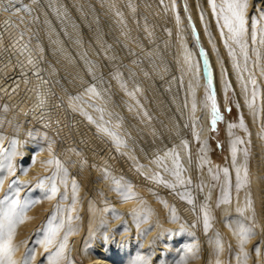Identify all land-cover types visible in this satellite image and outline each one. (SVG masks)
<instances>
[{"label": "bare ground", "instance_id": "1", "mask_svg": "<svg viewBox=\"0 0 264 264\" xmlns=\"http://www.w3.org/2000/svg\"><path fill=\"white\" fill-rule=\"evenodd\" d=\"M246 2L242 48L209 0H171L181 16L185 18L186 9L191 14L209 51L222 108L229 83L241 98L255 102L250 116L252 193L235 192L232 204L222 205L220 222L230 239V264H264V0ZM164 22L152 0H0V163L5 154L16 152L14 171L0 169V201L10 198L6 186L16 193L12 201L26 185L22 182H30L25 197L37 202L16 228V264L22 253L24 264H54L69 223L72 232L57 264H141L140 258L146 264H226L222 233L214 228L199 237L192 208L148 179L151 173L132 157L129 144L95 115L102 104L118 116L109 94L118 72L148 81V91L155 95L161 73L156 69L162 68L179 95L183 82L174 62L177 54L190 98H202L205 68L192 31L182 18L179 45L174 46L170 31L161 29ZM38 81L50 83L53 104L70 116L69 125L79 133H65L64 126L52 121L48 104L37 96ZM207 112L203 119L210 131ZM137 131L142 143L150 144L149 134ZM206 132L205 125L202 135ZM53 158L64 174L50 199L34 175L47 170L46 161ZM21 160L29 162L26 172L20 171ZM128 185L133 195L124 199L121 191ZM249 193L252 200L245 212L256 214V228L234 207ZM41 196L45 199L40 201ZM49 207L55 208L57 224L63 227L46 247L48 236L36 231ZM254 243L257 250L251 253Z\"/></svg>", "mask_w": 264, "mask_h": 264}, {"label": "rangeland", "instance_id": "2", "mask_svg": "<svg viewBox=\"0 0 264 264\" xmlns=\"http://www.w3.org/2000/svg\"><path fill=\"white\" fill-rule=\"evenodd\" d=\"M152 3L157 15L164 17L165 22L161 29L170 31L174 46L179 45V29L182 18L185 19L190 32L192 31L191 36L194 37L202 55L206 75L205 93L199 101L190 98L185 84L184 65L181 57L177 54L174 56V62H176L177 75L183 82V85L181 81L178 85L181 88L179 95H176V85L169 82L162 68L156 69L161 73L158 80L159 85L155 87V95L148 91V81L118 72L112 78V84L109 87V94L112 98L110 104L116 106L114 110L118 116L116 113L108 112V109L102 104H99L95 109V115L96 118L104 122L105 128L110 129L109 132H118L120 138L125 140L124 143L129 144L132 157L140 161L141 167L146 166L148 172L151 173L147 176L148 179L155 180L160 187L177 196L179 200L192 208L199 237L208 235L214 228L222 233L227 244L226 264H230V239L220 222V209L224 204H232L235 192L249 190L252 193V174L249 170V163L251 161L253 131L250 116L255 102L251 100L248 103L247 99L241 98L233 85L229 83L225 107L222 108L216 96L215 70L211 56L198 38L199 31L191 14L186 9L184 11L185 18L184 14L181 16L180 11H175L171 0H152ZM225 28L229 32L227 27ZM231 36L233 37L232 34ZM234 40L233 42L237 46L238 43ZM159 64L158 67L161 66V63ZM34 85L39 99H44L48 104L52 121L58 123L57 125H60L62 129L64 126L65 133L69 132L74 135L79 133L80 131L74 125H69L70 116L63 110H59L58 105L53 104L55 92L50 83L46 85L44 82L38 81ZM248 85L249 91H252V81H249ZM210 96L215 101L218 113L215 124L212 123V100L209 99ZM118 97L120 100H117ZM83 101L86 100L83 99ZM157 103L159 104L157 105ZM204 111H208L206 121L211 126L210 131L203 119ZM127 113L129 118L125 116ZM228 124L229 129L226 131L225 128ZM140 125L146 126L147 129H137ZM205 125L207 132L204 136L202 131ZM137 130H143L149 134L150 144L142 143ZM26 136V138L30 137V135ZM240 149L242 155H240ZM21 162L23 163L20 165V171L26 172L29 162L23 160ZM225 169H227V173H225ZM54 170L58 171L57 188L59 189L58 180L64 173L57 170L54 164H50L48 169L42 173L35 174V182L38 183L39 179L50 176ZM91 181L93 180L91 179ZM25 184L27 187L28 184ZM25 186L23 188L20 186L21 190L17 193V199L22 204L27 205L24 213L29 212L32 207L37 205L33 198L25 197L27 193L24 190ZM10 188L9 185L6 186L10 198L7 200L5 191L4 197L6 199H2L4 203H10V199L16 196L15 191ZM28 189L30 188L27 187V191ZM43 189L50 193L49 188L42 187ZM251 193L248 194L249 196L242 205L234 207L241 216L251 219L254 228H256L258 222L256 214L253 213L252 215L250 211L245 212L247 207L250 208ZM43 199L45 198L41 196L38 200ZM8 206L3 204L0 212L6 211ZM54 211L55 208L51 209V207L44 211L46 214L36 232L48 236L49 228L58 227L56 219L51 225L48 224L49 219L53 214L55 215ZM205 219L208 221V227H205ZM250 247L251 253L257 250L254 248L256 243ZM248 256L251 258L252 255L249 254ZM24 261L22 253L19 262L24 264Z\"/></svg>", "mask_w": 264, "mask_h": 264}, {"label": "snow or ice", "instance_id": "3", "mask_svg": "<svg viewBox=\"0 0 264 264\" xmlns=\"http://www.w3.org/2000/svg\"><path fill=\"white\" fill-rule=\"evenodd\" d=\"M213 11L217 12L218 16L223 19L224 26L227 27L229 33L233 35V39L236 40L238 44H241V47H244L242 42V36L245 33V9L247 8L246 0H221L219 4L216 3V0H209ZM253 40H255V35H253ZM210 100H212V115L213 120L212 123L215 124L216 116L218 115L216 110V105L214 99L210 96ZM243 126V125H241ZM16 155V152L13 151L11 153L5 154L3 156V163H0V169L6 168L9 172L14 171L12 159ZM48 164L55 163L57 165V169H59V162L55 161V159H51L46 161ZM227 173V169L224 170ZM57 175L58 171L54 170L50 176L43 177L39 179L38 185L41 187H47L50 189L51 195L49 198H53L58 191L57 188ZM179 176V173H177ZM2 183V181H0ZM22 183H30V182H22ZM120 190V189H118ZM133 195L131 191V186L128 185L121 191V196L124 199L130 198ZM4 201H0V204H3ZM27 205L21 203L19 199L12 200L6 211L0 212V264H16L13 259V253L15 251V245L13 244V237L16 232V228L18 224L23 223L26 217L24 216V209ZM55 215L49 219L48 224L51 225L53 220H55ZM176 219L175 216L172 217ZM208 221L205 219V227H208ZM63 227V224L56 228H49V234L47 239L44 241L45 246L52 244L55 240L59 228ZM72 232L71 224L69 223L67 227V231L63 237L65 243H61L59 245V250L56 252L57 261L58 258L62 257L63 250L66 247V241L68 235ZM247 237H245L246 240ZM245 240L241 241V244L245 242ZM57 261H54V264H57ZM141 264H146L143 261V258H140Z\"/></svg>", "mask_w": 264, "mask_h": 264}]
</instances>
